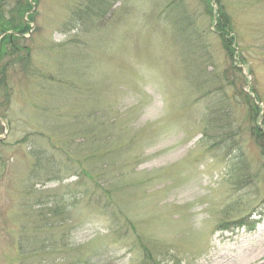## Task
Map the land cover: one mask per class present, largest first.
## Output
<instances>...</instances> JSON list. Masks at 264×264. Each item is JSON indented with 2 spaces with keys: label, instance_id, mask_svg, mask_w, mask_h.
<instances>
[{
  "label": "rangeland",
  "instance_id": "rangeland-1",
  "mask_svg": "<svg viewBox=\"0 0 264 264\" xmlns=\"http://www.w3.org/2000/svg\"><path fill=\"white\" fill-rule=\"evenodd\" d=\"M32 5L0 264H264V0Z\"/></svg>",
  "mask_w": 264,
  "mask_h": 264
},
{
  "label": "trees",
  "instance_id": "trees-1",
  "mask_svg": "<svg viewBox=\"0 0 264 264\" xmlns=\"http://www.w3.org/2000/svg\"><path fill=\"white\" fill-rule=\"evenodd\" d=\"M33 1V2H32ZM0 0V63L3 59L12 57L10 64L16 65L18 63L25 62L26 58L29 56V48L20 47V42L26 40V35H28L31 25L35 23V8L32 3L35 0ZM37 1V0H36ZM221 15V12L218 16ZM217 26L220 30V37L223 38L225 45L230 47L228 42L224 39L223 34L229 28L223 24V20L217 18ZM24 54L26 56H22ZM3 74L0 75V88L6 89L8 87L7 77L4 76L5 68L3 69ZM7 102L9 99L6 100ZM260 102V100L258 99ZM256 101V102H258ZM255 102L253 101L251 107H255ZM256 109V108H255ZM254 131V128H253ZM229 225V224H226ZM246 225V224H243ZM242 225V226H243ZM239 226V227H242ZM229 228V226H224ZM83 264V263H82Z\"/></svg>",
  "mask_w": 264,
  "mask_h": 264
}]
</instances>
